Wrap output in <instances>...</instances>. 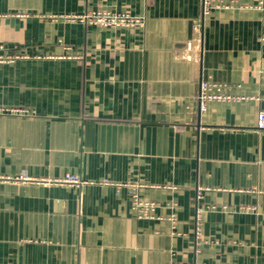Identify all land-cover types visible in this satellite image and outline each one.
Returning a JSON list of instances; mask_svg holds the SVG:
<instances>
[{
    "label": "crops",
    "instance_id": "0c3cea01",
    "mask_svg": "<svg viewBox=\"0 0 264 264\" xmlns=\"http://www.w3.org/2000/svg\"><path fill=\"white\" fill-rule=\"evenodd\" d=\"M0 46V264H264V0H0Z\"/></svg>",
    "mask_w": 264,
    "mask_h": 264
},
{
    "label": "built area",
    "instance_id": "2783aa9c",
    "mask_svg": "<svg viewBox=\"0 0 264 264\" xmlns=\"http://www.w3.org/2000/svg\"><path fill=\"white\" fill-rule=\"evenodd\" d=\"M202 4L203 13L209 12L212 8H222L230 6L235 0H200ZM75 16H72L74 18ZM77 17V16H76ZM86 24H97L101 27H134L141 26L143 23L142 19L136 16H131L126 12L111 13V12H91L79 17ZM1 48V46H0ZM0 59H10L7 56L0 55ZM243 96H235L226 91L220 85L215 84L212 81H201L199 86V93L197 96L198 104L200 109H203L207 102L215 100H239ZM13 112H21L22 110L15 109ZM256 128L264 129V108L258 111L256 117ZM22 180H34L27 179L26 177ZM39 181V180H34ZM43 182V181H42ZM44 182L61 185H80L83 183L82 179L76 174H64L59 178H53L44 180ZM104 184H113L116 192L120 187L126 185L128 193L131 199V208L136 212L138 218H151L154 216L155 203L152 201H146L139 197L137 187L134 184H121L111 183L107 180L103 181Z\"/></svg>",
    "mask_w": 264,
    "mask_h": 264
}]
</instances>
